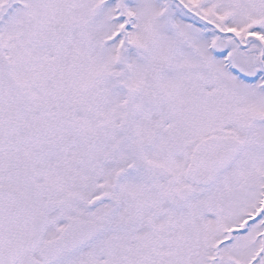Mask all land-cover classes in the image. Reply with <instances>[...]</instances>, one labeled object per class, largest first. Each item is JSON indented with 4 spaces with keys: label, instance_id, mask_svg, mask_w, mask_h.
I'll use <instances>...</instances> for the list:
<instances>
[{
    "label": "snow or ice",
    "instance_id": "6c2138e0",
    "mask_svg": "<svg viewBox=\"0 0 264 264\" xmlns=\"http://www.w3.org/2000/svg\"><path fill=\"white\" fill-rule=\"evenodd\" d=\"M0 264H264V0H0Z\"/></svg>",
    "mask_w": 264,
    "mask_h": 264
}]
</instances>
